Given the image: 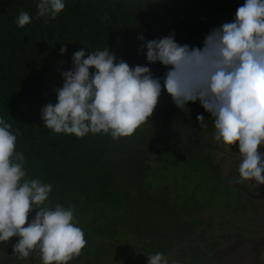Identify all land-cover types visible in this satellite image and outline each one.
Segmentation results:
<instances>
[{"label":"trees","instance_id":"16d2710c","mask_svg":"<svg viewBox=\"0 0 264 264\" xmlns=\"http://www.w3.org/2000/svg\"><path fill=\"white\" fill-rule=\"evenodd\" d=\"M38 2L0 0V117L12 125L13 134L17 129L21 133L15 150L25 158L24 179L38 178L52 185L45 202L48 207L72 206L76 215H83L84 264H148L146 254L157 252L171 259V264L176 260L175 264H200L201 256L209 252L197 242L198 238L204 240L205 234H194L193 228L201 220L184 216L202 212L209 201L210 212L218 211L220 204L214 197L221 193L218 184L222 178L215 174L220 158L209 144L225 146L222 142L204 143L209 148L197 151L198 155L195 142L189 140L186 147L194 152L184 158L183 139L189 136L185 129L160 135L158 146L150 144L147 135L154 131L158 119L169 116L177 106L163 87L171 66L149 62L147 49L141 45L174 33L178 44L202 48L206 35L232 22L245 0H64L65 8L55 19L39 17ZM21 10L32 18L24 27L16 23ZM62 46L65 53L60 51ZM106 48L115 54L116 62L123 59L130 67L148 66L153 77L159 78L161 94L151 117L133 135L119 139L102 131L81 138L45 127L41 110L57 102L55 89L63 86L62 72L73 69V54L87 49V57ZM187 128L193 130L194 125ZM202 137L200 133L197 140ZM171 147L176 149L174 153ZM203 150L212 162L201 155ZM195 157L205 166L207 185L197 182L188 186V177L195 171L201 173ZM173 160H180L185 168L182 180L153 182L155 174L178 167ZM153 184L160 186L156 194ZM197 190L201 192L195 195ZM7 243L0 246L11 252ZM173 249L178 256L169 255ZM187 255L190 260L185 259Z\"/></svg>","mask_w":264,"mask_h":264},{"label":"clouds","instance_id":"9594fccd","mask_svg":"<svg viewBox=\"0 0 264 264\" xmlns=\"http://www.w3.org/2000/svg\"><path fill=\"white\" fill-rule=\"evenodd\" d=\"M36 7L39 17L55 19L65 3L39 0ZM31 20L21 10L16 23L24 27ZM141 48L147 49L149 62L171 66L163 87L178 108L186 110L189 101L199 100L214 118V139L230 146L238 142L240 179L232 183L264 185V156L258 151L264 144V0H245L232 22L206 35L202 48L178 44L174 33L147 40ZM86 50L76 51L73 69L62 72L63 86L55 89L57 102L42 108L45 127L81 138L101 131L113 139L133 135L153 114L161 94L159 78L148 66L116 62L108 48L85 57ZM196 119L203 126L204 116ZM11 128L0 117V243L16 236L13 249L19 258L38 251L42 264H68L86 246L85 234L72 206L45 204L51 184L24 179L25 158L15 150L21 133L17 129L13 134ZM33 210L37 211L29 222ZM146 255L148 264H168L163 253Z\"/></svg>","mask_w":264,"mask_h":264},{"label":"rangeland","instance_id":"374dc122","mask_svg":"<svg viewBox=\"0 0 264 264\" xmlns=\"http://www.w3.org/2000/svg\"><path fill=\"white\" fill-rule=\"evenodd\" d=\"M204 114H207V117H205L204 122H203V126H201L200 122L196 119V117H197V115H204ZM213 122H214V118L211 116V114L208 111H206L204 109V107L201 105L200 101H194V102L189 101L186 104V110H183V109L177 107L175 109V111L172 112L169 116L159 118L158 122L156 123V125L154 127V131L147 135L148 141L150 142L151 145H154V147H155V145L158 146L159 144H161V141L159 139L160 135L163 136L165 134H169V132H178L179 130L181 132H184L183 131L184 129L189 130L188 138L183 139L185 142L183 144V146H184L183 149L187 153L182 155L184 158H189L190 156L188 154L189 153L191 154L194 152V150H192L190 152V149H188L186 147V144L189 140L195 142V153L197 151H201V149H205L206 146L204 143H208V142H213L216 144L221 143V142L214 139L215 127H214ZM190 123L192 125H194L193 130H190L187 128ZM200 133H203L202 141L197 140V135H199ZM139 144H142L143 146L148 147L147 145H145L141 142ZM206 148H209L208 145ZM210 148H216V150L218 151L217 157L219 156L220 161H218L216 164V165H218V168H217V172L215 174L219 175L223 179V180L220 179L221 180L220 184H218L220 189H221V193H219V194L215 193V197H214L215 203L220 204L218 207V210L221 209V205L224 204L225 202L234 201V199H235V201L232 203V207L230 208V210H229V208H225L220 213L219 212L218 213H211L210 212L211 203L209 201L206 203L207 208H203L202 212L194 213V214H192L191 217L188 215H185L184 218L186 220H190V218H192V217H194V218L199 217L200 218L201 222L199 224H197L196 226H194V228H193L194 234H196V235L200 234V233L202 234L205 229H207L211 226H213V227L216 226L217 229H221V228H224L225 225L230 226L232 224V222L239 221L237 223L236 227H234V229L240 230V231L252 236L254 234V232L257 231L256 228H255V230H252V226L257 227V228L263 227L264 226V219L261 218L262 215L260 213V218L258 217L257 220H254L252 223L249 224L247 222L246 214L248 213V211L251 213V215L254 212L252 213V211L249 210V205H248L247 201L244 200V201L239 202L238 200H236L238 198L232 197V196H234L235 191H234V187L230 183L233 181L234 178L237 180L240 179V178H236L235 174H233V175L230 174V171H233V172L235 171L234 165H233L235 163L238 165L236 167L237 169L235 168L236 171L238 172L239 163H240V159H241L240 154H239L238 142L236 144H233L232 146L226 145L225 147L217 146V145L211 143ZM169 150L171 153H174L176 151V149L173 147H171ZM196 154L199 155V153H196ZM201 155L208 157V160L210 162H212L211 157L207 151L203 150ZM195 158L198 161L197 162L195 160V162L197 163L195 165L200 167L201 173H200V175H198L197 171H195L193 176L188 177L190 179L188 186L191 187L193 184H196L197 182H200L201 186L207 185L208 184V181H207V175L208 174H205V171L203 170V167H205V166L202 165V162L199 160V157L198 158L195 157ZM176 159L177 158H175V160ZM175 160H173L172 162L178 167H170V169H168V170L165 169L163 171H160L159 173L155 174L152 177L153 178L152 181L157 182V183H161V182L169 181L170 179L182 180L181 173L185 170V168H184V166L181 167L182 163H180L181 162L180 160L179 161H175ZM229 165H231V166H229ZM162 173H166L167 177H163ZM215 182L216 181L214 180L213 183H215ZM234 184L236 187V192L244 191L245 193H248L249 185H248L247 181H244L243 183H234ZM250 184H253V182H250ZM157 187H160V186L153 184L151 187L154 194H156L160 189ZM199 192H201V191L195 192V195L199 194ZM235 211H238L240 213V215L234 214ZM210 214H212V217H210ZM34 216L35 215H33L32 213H29L28 221L31 222V220L34 218ZM74 216H75L76 221H79V227H81V229H84L85 222L82 220L83 215L81 213H79L78 215H76L74 213ZM184 218H181V219L183 220ZM171 225H174V223H171ZM227 226H225V227H227ZM176 231H177V229H175V231H173V233H175ZM228 231H229V227H227V229L223 232H216V230L213 229V231H209V232L205 233V236L207 237V239L209 237L211 239V243H210L211 249L209 250V252L216 250L217 247L220 246L218 241H221V240L219 239V237L227 236ZM15 238H16V236H13L10 238L9 241L12 242L15 240ZM246 238L250 239L249 237H246ZM263 242H264V239L262 237L259 238L258 243L262 244ZM195 244H196V242H195ZM169 253H170L169 255H171L173 253L176 256H178L177 251H174V249L172 251H170ZM33 254L37 255V257H34ZM197 256L199 257V255H197ZM38 257H40V255L37 254L36 252L30 253V256L28 257V259L29 258L30 259L27 260V263L32 264V260H33V262H35ZM82 257H83V254L81 252L79 257L73 258L72 260H70L68 262V264H84L87 259L82 258ZM202 258H203V256L201 257L200 264L202 262ZM185 259L190 260V255H187L185 257ZM16 261H19L18 264H21L23 259L19 258L18 254H14L13 248H12L11 252H8V251L5 252V249H3L0 246V264H17ZM176 261L174 262V264L176 263ZM168 263L171 264V259L168 260ZM35 264H42L41 259L39 261L35 262ZM190 264H193V263L191 262ZM245 264H247V261L245 262Z\"/></svg>","mask_w":264,"mask_h":264},{"label":"water","instance_id":"95a60500","mask_svg":"<svg viewBox=\"0 0 264 264\" xmlns=\"http://www.w3.org/2000/svg\"><path fill=\"white\" fill-rule=\"evenodd\" d=\"M224 146L226 145L224 144ZM260 153L264 156V148L260 149ZM233 165L236 171L238 165L236 163ZM247 183L249 191L248 193L242 191V195L243 200L247 201L249 205V210L254 212L252 215L249 211L246 214L247 222L250 224L258 217L260 218V213L261 218L264 219V185H258L255 181H247ZM227 227H229L227 236L219 237L220 246L218 245L216 250L204 255L201 264H245L246 261L247 264H264V252H261L264 251V242L258 243L259 238L264 239V226L258 228L252 226V230L255 228L257 230L252 236L234 229L232 226ZM227 227L216 229V232H223Z\"/></svg>","mask_w":264,"mask_h":264},{"label":"flooded vegetation","instance_id":"af4514ba","mask_svg":"<svg viewBox=\"0 0 264 264\" xmlns=\"http://www.w3.org/2000/svg\"><path fill=\"white\" fill-rule=\"evenodd\" d=\"M214 123V122H213ZM212 123V124H213ZM211 124V125H212ZM211 145V144H210ZM216 149V148H215ZM230 174L231 175H233V174H235V176H236V178H240L239 177V171L237 172H233V171H230ZM233 187H234V189H235V192H236V187H235V184L234 183H230ZM234 198H238V199H236V200H238L239 202H241V201H244L243 200V195H242V191L241 192H236L235 194H234ZM234 201H235V199H234ZM234 201H230V202H227V203H225V204H223L222 206H223V209L222 210H218L217 212H213V213H220V212H222L225 208H229V210H230V208L232 207V203L234 202ZM234 214H239L240 215V213L238 212V211H235L234 212ZM237 216V215H236ZM210 217H212V214H210ZM239 221H237V222H232V227L234 228V227H236V225H237V223H238ZM226 226V225H225ZM224 226V227H225ZM244 227V226H243ZM213 229H217V227L216 226H211V227H209V228H207V229H205L204 231H203V233L205 234L206 232H209V231H213ZM202 233V234H203ZM206 237V236H205ZM19 239V237H16L15 238V240L14 241H9L8 243H7V246L10 248V250H12V248H13V244L17 241ZM197 242L198 243H200L201 244V247H203V248H205V250H207V251H209L211 248H210V243H211V239H210V237L207 239V237L204 239V240H201V239H199L198 238V240H197ZM5 252H7V250H5ZM37 254H39L38 253V251H35ZM40 255V254H39ZM202 257V256H201ZM30 259V258H29ZM28 259V260H29ZM41 258L40 257H38L37 259H36V261L35 262H37V261H39ZM26 264H28V263H26Z\"/></svg>","mask_w":264,"mask_h":264},{"label":"bare ground","instance_id":"6f19581e","mask_svg":"<svg viewBox=\"0 0 264 264\" xmlns=\"http://www.w3.org/2000/svg\"><path fill=\"white\" fill-rule=\"evenodd\" d=\"M261 148H264V144H262L261 146H259V148H258V151L260 152V149ZM261 252H264V251H261ZM32 264H35V262H33V260H32Z\"/></svg>","mask_w":264,"mask_h":264}]
</instances>
